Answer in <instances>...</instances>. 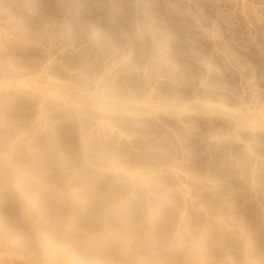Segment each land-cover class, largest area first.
<instances>
[{"label": "rangeland", "instance_id": "374dc122", "mask_svg": "<svg viewBox=\"0 0 264 264\" xmlns=\"http://www.w3.org/2000/svg\"><path fill=\"white\" fill-rule=\"evenodd\" d=\"M262 120L264 0H0V264H264Z\"/></svg>", "mask_w": 264, "mask_h": 264}, {"label": "bare ground", "instance_id": "6f19581e", "mask_svg": "<svg viewBox=\"0 0 264 264\" xmlns=\"http://www.w3.org/2000/svg\"><path fill=\"white\" fill-rule=\"evenodd\" d=\"M223 16V15H222ZM221 18V17H220ZM235 31V30H234ZM233 31V32H234ZM40 79V78H39ZM55 81V80H54ZM49 82H51V81H49ZM57 82H59V81H57ZM55 83V82H54ZM51 85V84H50ZM71 85V84H70ZM49 86V85H48ZM53 86V85H52ZM56 86V85H55ZM58 86H60V85H58ZM62 86V85H61ZM53 89V88H52ZM65 90V89H64ZM102 90V89H101ZM62 92V91H61ZM58 93H60V92H58ZM82 94V93H81ZM95 94V93H94ZM69 95V94H68ZM78 95V94H77ZM80 95V94H79ZM82 95H84V94H82ZM86 95L87 94H85V97H86ZM103 95V94H102ZM72 96V95H71ZM88 96V95H87ZM92 96V95H91ZM96 96V95H95ZM100 96V95H99ZM82 98H83V96H81ZM84 97V98H85ZM67 98V97H66ZM72 98H74V96L72 97ZM88 99V98H87ZM73 100V99H72ZM75 100V99H74ZM77 101V100H76ZM70 102V101H69ZM206 102V101H205ZM209 102V101H208ZM71 103V102H70ZM212 103V102H211ZM213 104V103H212ZM196 105V104H195ZM206 106V105H205ZM204 106V107H205ZM209 106H211L210 104H209ZM203 107V106H202ZM207 107H208V105H207ZM114 108V107H113ZM131 109V108H130ZM195 109V108H194ZM205 109H206V107H205ZM209 109V108H208ZM207 109V110H208ZM210 109H211V107H210ZM112 110V109H111ZM131 110H133V109H131ZM212 110V109H211ZM124 111V110H123ZM137 111V110H136ZM233 111V110H232ZM233 112H237V111H233ZM98 113V112H97ZM235 114V118L238 120V119H241V120H244V119H246L247 117H252V116H247V115H244V114H236V113H234ZM233 115V114H232ZM252 115V114H251ZM259 116V115H258ZM258 116H254V118H257V119H259V117ZM261 117V116H260ZM249 118V119H250ZM248 119V118H247ZM263 121V120H262ZM238 122H241V121H238ZM264 122V121H263ZM262 122V123H263ZM254 123H255V121H254ZM259 123V122H258ZM238 124V123H237ZM244 124V123H243ZM241 125H242V123H241ZM257 125V124H256ZM243 126V125H242ZM261 126V125H260ZM243 129V128H242Z\"/></svg>", "mask_w": 264, "mask_h": 264}]
</instances>
